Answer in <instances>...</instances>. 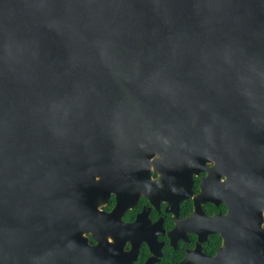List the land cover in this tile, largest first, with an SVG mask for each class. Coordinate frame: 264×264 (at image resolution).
<instances>
[{"label":"water","instance_id":"95a60500","mask_svg":"<svg viewBox=\"0 0 264 264\" xmlns=\"http://www.w3.org/2000/svg\"><path fill=\"white\" fill-rule=\"evenodd\" d=\"M262 54L264 0H0V264H75L88 187L206 136Z\"/></svg>","mask_w":264,"mask_h":264},{"label":"flooded vegetation","instance_id":"af4514ba","mask_svg":"<svg viewBox=\"0 0 264 264\" xmlns=\"http://www.w3.org/2000/svg\"><path fill=\"white\" fill-rule=\"evenodd\" d=\"M231 71L236 90L221 94L206 136L196 124L173 156L134 171L122 162L111 185L85 188L75 264H264V74Z\"/></svg>","mask_w":264,"mask_h":264}]
</instances>
